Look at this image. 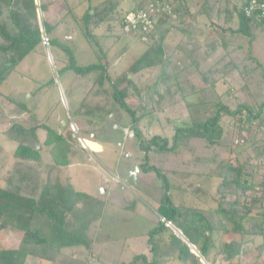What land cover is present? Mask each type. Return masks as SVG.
<instances>
[{"label":"trees","instance_id":"16d2710c","mask_svg":"<svg viewBox=\"0 0 264 264\" xmlns=\"http://www.w3.org/2000/svg\"><path fill=\"white\" fill-rule=\"evenodd\" d=\"M151 1L154 0H142L131 12L145 9ZM159 1H165L171 5L173 14L179 17L177 25L185 22L184 17L187 15L185 14L187 10L184 8L183 12L181 8L187 0ZM242 4L244 1L241 0H200L196 5L195 17H207L210 27L215 29L220 26L225 27L223 32L232 35L234 33L248 35L246 32L250 25L264 27V23H258L243 14ZM48 8L49 5L38 4L36 0H0V89L19 66L40 46L44 45L43 33L48 38L52 34L54 27L44 17L41 19L43 27L40 25L39 12L44 15ZM114 14V10L102 13L99 22L95 24L89 9L83 21L85 37L94 40L93 30L90 28L92 23L93 28L98 29L105 24L108 18L112 17L116 18L120 25V21L128 12L121 17H115ZM237 20L240 29L235 31L233 26ZM158 21L157 27H160L166 18ZM122 35H125L124 32L118 34L116 38ZM154 39L147 50L129 66L125 78L121 80L118 77L113 80L109 73L111 63L106 59L108 52L100 55L99 61L95 64L79 66L73 50L68 45L55 38H49V49L56 46L68 55V65L62 69L64 73L71 71L76 78L88 77L97 73L92 86L94 94L90 97L91 101L86 100L85 97L81 108L75 112L74 122L78 126L80 138L87 140L90 139V135H94V139H97L95 119L102 115L103 110L97 109L95 105L105 104V95L112 96L114 107L119 106L132 117L133 137L137 138L145 157L143 164L138 167L139 171L155 172L163 181V187L167 191L158 202L157 214L161 219L165 218L172 222L174 228L181 232L179 235L181 234L182 237L176 231H170L160 220V225L150 232L149 255L136 256L132 262L127 264H166L173 260L183 262V264L190 262L196 264L201 263V259L209 264H242L240 263L242 258L248 255L251 249L257 252L258 256H264V102L259 107L242 103L239 105V110H226L234 118L233 122L240 132V139L231 146L229 150L231 154L226 161L225 170L219 175L218 182L214 184L215 207H209V213L213 215V218L208 220L205 215L207 212L202 210L189 209L180 203L177 205V202L169 195L171 187L167 176L160 168L149 164V155L153 152H172L181 145L183 140L187 139L203 140L204 149L210 153H216L225 133L220 111L216 112L206 123H194L185 128H178L172 139L162 136L149 138L147 129L140 130L139 123L156 113L154 97L157 96L159 101L163 102L167 94L169 96L172 92H179L180 73L187 70L185 67L184 70L181 67H173L171 62L173 52L166 48L165 34H156ZM222 43L225 49L222 58L224 66L222 69H213L204 73L207 79L205 83L210 89L215 88L219 82L211 80L213 76L225 79L236 71L237 66L230 58L243 48L242 44H234L226 38ZM161 63H165L161 74V83L166 89L165 95L160 92L156 83L150 86L151 88L147 87L145 91L140 89L138 87L140 75ZM196 69H198L197 73H200V67ZM130 73L132 78L128 77ZM240 76L243 78L242 72ZM123 82H126L128 87L121 90L120 86ZM47 86H41L36 90L39 99H42L40 92ZM130 90L140 100L141 104L138 105L137 110H131L126 102ZM204 90L205 88L198 89L200 92ZM101 92H103V97L99 95ZM148 93L151 94L148 95ZM179 100H185L184 95L180 96ZM12 101L21 111L33 113V108L29 110L27 103L16 99ZM89 103H93V108L89 106ZM107 109H109L108 112L104 111L103 114L109 117L114 112L112 107ZM70 115L72 116L71 113ZM42 127L48 134L44 145L52 146L50 152L53 155L54 165H51L50 169L55 170L59 167L58 165H69L67 160H61L59 154L71 149V144H74L72 138L66 134L67 132L59 135L46 123ZM38 128L27 129L14 124L4 133L8 140L17 142L18 147L14 153L17 163L10 175L5 178L4 187L0 180V224L20 232L22 240L16 249L0 250V264H28L42 260L49 261L51 264H59L64 257L72 259L77 253L76 250L80 248L91 251L94 245V229L104 213L105 202L101 197L77 191L70 180L63 182L58 178L54 179L56 170L47 176L46 181L42 180V172L36 166L42 151L37 149L40 145L37 135ZM261 128L262 136L259 138L257 132ZM68 132L73 133L70 129ZM254 136H256L254 144L256 153L252 159L242 161L238 156H233L234 149L241 145V139L244 138L247 141L249 137ZM76 142H79L77 138ZM210 179H213V175ZM106 180L108 183L114 182L112 173ZM135 184L139 186L138 175ZM202 189L205 188L201 185L194 188L196 192ZM196 215H198L197 219ZM214 218L215 222H213ZM215 231L221 232L222 242L218 255L222 256V263L218 262L216 256L210 258L214 246L212 235ZM167 232L170 241L168 247L163 250L159 245L160 242L156 243L154 238L158 236L160 241L162 235ZM183 238L187 239L188 243ZM192 245L197 247L199 255L192 252ZM67 250L71 252L65 255ZM236 258H238L237 261ZM161 260L166 261L160 263Z\"/></svg>","mask_w":264,"mask_h":264},{"label":"rangeland","instance_id":"374dc122","mask_svg":"<svg viewBox=\"0 0 264 264\" xmlns=\"http://www.w3.org/2000/svg\"><path fill=\"white\" fill-rule=\"evenodd\" d=\"M112 1L116 4L120 0ZM133 1L138 0H122V3L118 7L124 10L131 9ZM199 1L187 0L186 3L189 8L193 9ZM36 2L38 4L49 5L44 15L39 12L41 27H43L41 19L44 17L54 27L50 35L51 39L55 38L61 43L68 45L73 50L79 66L95 64L99 61L100 55L108 52L106 59L110 63L111 61H117L118 67L116 68L123 71L116 69L115 72L119 71V75L125 78L129 66L155 40H149L144 43L138 36L126 35L125 33L120 38H116L118 34H122L123 32L122 22L124 19L118 25L117 19L112 17L108 18L105 24L98 29L93 28L92 23L90 28L93 30L94 40L87 39L83 33V17L85 13L90 8H95V6L102 8L105 4L107 7H110V0H65L61 3H48L49 1L47 0H36ZM184 8L185 6L182 5L181 10L183 12ZM131 11H128V13ZM65 13L67 15H64ZM101 15V12L95 14L93 19L95 24L99 22ZM121 16L119 14L115 17ZM184 18L187 25H177L179 17L176 16L175 19H166L164 24L157 29V35L166 34L165 45L169 44L172 46L176 41L179 42L184 39L183 43L186 42L184 33L179 31L176 33L175 31L177 28V30H186L185 28L192 24L193 21L190 22L189 17L187 18L186 16ZM167 28L168 30L166 31ZM219 28L221 29L219 31L221 35L224 33L222 31L225 27L220 26ZM237 28L238 20L233 26V29ZM247 28L248 32L246 33L248 35L240 34L234 36L235 34H227L225 37L234 44L243 45V48L230 58L233 64L237 66L236 71L232 72L230 77L225 78L231 81L224 84L221 81L222 78L215 75L211 80L221 82L217 89H210L205 83L207 81L206 77L201 76L196 85L190 82L187 86H190L191 91H196L199 88H205V90L199 91V94H192V97L185 100V102L184 100L175 99L179 101L175 105H173L174 101L171 100L168 94L166 100L163 102L159 101L157 96H155L154 105L156 114L142 121L145 129L148 131L147 137L162 136L172 139L178 128H185L194 123H206L216 112L220 111L221 123L225 129V134L222 144L216 153H210L204 149L205 142L203 140L187 139L183 140L181 145L172 152H153L149 155V164L160 168L167 176L171 187L169 195L177 202V205L180 203L186 206V208H194L202 210L205 213L207 212L205 215L208 220L213 218V215L209 213V207H215L213 199L215 192L214 184L219 180V173L221 174L224 171L225 161H227L231 154L229 150L234 144L235 138L233 126L230 127L234 118L226 110H239V105L242 103L259 107L264 102V27L250 25ZM219 32H217V29L213 30L210 28L208 31L209 40L213 38L220 43L222 37L218 36ZM44 35L45 33H43ZM208 37L207 35H203L201 37V44L207 45L210 42ZM223 52L220 46V52L215 55L213 62L207 65L205 64V60H203V54L198 53L200 65L203 66L202 69L206 72L207 70L222 69L224 62L220 58L224 54ZM172 58H175V56ZM68 60V55L60 48L52 46L49 49L47 46L42 45L19 66L1 87L0 166H6L11 162L10 172L13 171L17 163L15 161V164L12 166L14 161L12 159V151L14 156L18 144L17 142L8 140L4 133L12 125L18 124V122L27 124L26 119L30 121L33 119L34 121L32 122L36 125L35 127L43 129L45 128L42 126L46 123L51 128L63 129V134L67 132L66 134H69L75 145L82 144L80 141L76 142V138L79 140L81 136L78 126L74 122L76 117H74L73 98L76 95H85L86 100H90V97L94 94L91 91L96 77H92L94 74H91L88 77L81 76L76 78L71 71L64 73L62 69L68 65ZM163 68L164 63H161L149 69L143 75H140L138 81L139 88L145 91L147 87L153 86L156 83L160 92L165 94L166 89L161 83ZM240 72H242L243 78L240 76ZM194 74L196 75V73ZM131 75L130 73L128 77ZM227 84H234L233 88L238 89L235 96L232 95L231 89H229L230 93L222 94L224 90H227ZM45 85L48 86L40 92V95H42L40 98L42 99H39L36 90ZM126 85L128 86L127 83H124L120 86V89L126 87ZM110 91L112 92V90ZM150 94L148 93V95ZM12 99L27 103L29 110L34 106L33 113L23 112L25 114H20L19 112V115L15 114L16 110L18 111L20 108ZM110 101L112 104L114 103V99L111 96ZM34 102L35 104L32 106ZM126 102L131 110H137L138 105L141 104L138 96L132 90L129 91ZM182 102L186 105H194L195 103L197 106L194 108L191 106L186 107ZM89 106L93 108V103H89ZM115 107V109H112L114 113L109 115V117L103 114L104 111L108 112V109H102V115L95 119L97 126L95 132H98V141L103 146V153L91 155L92 161L90 162L82 160L80 167L77 168L79 182H87L90 188H84L80 183H77L76 188L84 192L93 191L95 195L100 196L105 202L104 213L93 232L94 245L91 251L86 248L76 250L79 264H127L132 262L136 256L149 255L148 241L150 232L160 225L161 217L157 214V206L159 200L167 192L163 187L164 183L155 172L144 173L139 171L137 174L139 176V186L132 179H128L129 174L133 172L134 168L143 164L145 157L140 149L137 138L130 134L127 135V132L130 133L128 129H131L132 117L119 106ZM69 129L73 132L72 134L68 132ZM2 134L3 137H1ZM253 138L255 139V136L251 137L252 140L249 139L247 143L255 144L256 141ZM243 140L246 141L244 138ZM44 143L43 140H39L40 145L37 147H39V150H42L45 159H50L52 153L49 148L51 147L44 146ZM91 147L98 148L95 143ZM249 151L253 154V150ZM126 155H129V157H126ZM233 156H237L236 153L233 152ZM215 161H218V163L214 164ZM208 166L212 168L215 174L213 176L214 180L207 177V174L211 171ZM214 167L217 168L215 169ZM216 170L219 172H215ZM111 173L118 180L117 182L111 181L110 183H106V179L110 178ZM7 176L6 172L2 174V178H6ZM199 185L205 189L196 192L194 188ZM101 189L106 190L104 194H102ZM195 218L197 219L198 215ZM215 221L216 219L214 218L213 222ZM168 229L173 232L177 230L176 228ZM6 230L2 232V235L4 232L9 235L12 229L8 228ZM14 232L16 233V231ZM15 233L10 235L11 237L9 236V238L13 239ZM167 234L168 232L164 233L160 241L158 236L154 238L156 243L157 241L160 242L159 245L163 250L168 247L170 241ZM177 234L179 235L178 232ZM16 239L18 240V238ZM212 239L214 246L212 247L210 258L212 259L216 256L218 262L222 263V256L218 255L222 242L221 232H213ZM3 241L2 237H0V250H3L2 248L5 247H11V244ZM12 243L15 244V242ZM191 250L196 255H199L197 247L196 249L195 247H191ZM244 258L248 257L244 256ZM244 258H242L243 262H245ZM237 259L235 260L237 261ZM166 260H161L160 263ZM166 264H183V262L173 260ZM189 264L192 263L190 262ZM196 264L209 263L201 259V263Z\"/></svg>","mask_w":264,"mask_h":264},{"label":"crops","instance_id":"0c3cea01","mask_svg":"<svg viewBox=\"0 0 264 264\" xmlns=\"http://www.w3.org/2000/svg\"><path fill=\"white\" fill-rule=\"evenodd\" d=\"M47 1H49L48 3H51V2H53V3H61V2H64L65 0H47ZM109 1V0H108ZM107 2V1H106ZM139 2H141V0H138V1H133V7L131 8V9H120L118 6H119V4L120 3H122V0H120L119 1V3H114V1H112V0H110V2H109V4H110V7H107V5H105L104 4V7H96L95 6V8H90V12L92 11V13H91V16H95V14L97 13V12H101V13H104V12H106V11H108V10H114L115 11V14H114V16H117L118 15V13L119 14H121V15H123L124 13H127L128 11H131L134 7H136V5L139 3ZM186 5H187V3H185L184 4V6H185V9L187 10V13H185V14H187L186 16H187V18L189 17V20H190V22H192V26L191 25H189V26H187L185 29L186 30H175L176 31V33H177V31H179V32H182V33H184V35H185V38H186V42L185 43H183V41L185 40H181V41H176V43H174L172 46L171 45H166V48L167 49H170L169 51H172L173 52V57L175 56V58H172V60H171V62H172V64H173V67L174 68H178V67H181V69L182 70H184V67L185 68H187V70H185L184 72H182V73H180V77H181V81H180V91L179 92H172V93H170V95H169V97L171 98V100H173L174 101V103H173V105H175V104H178V100H175V99H179L180 98V96H183L184 95V99L185 100H187L188 98H190V97H192L191 95L193 94H199V91L196 89V91H191V89H190V86H187V85H189L188 83H190V82H192V84L193 85H196V83H198L199 82V79L201 78V76H204L205 77V70H203L202 68H203V66H201L200 64H201V62L199 61V59H198V53H202L203 54V56H204V59L203 60H205V64L207 65V64H210L211 62H213V59L215 58V55L218 53V52H220V46L222 47V49H223V53L225 54V49H224V47H223V41H224V39H225V37H226V35L228 34V35H232V34H230V33H223V34H221L220 35V32L219 31H221V29L220 28H217V32H219L218 33V36L220 35V37H222V40H220V43L219 42H217V41H215L213 38L211 39V40H209V37H208V35H209V33H208V31L210 30V28H212V27H210V23H209V20L207 19V17H195L196 16V12H197V9H196V7L195 8H189V6L187 5V7H186ZM108 8H111V9H108ZM116 12H118V13H116ZM86 14V13H85ZM64 15H67V13H65ZM113 14H111V16H112ZM85 16V15H84ZM96 18V17H95ZM83 20H84V17H83ZM196 21V22H195ZM49 23V22H48ZM50 24V23H49ZM164 24V23H163ZM51 25V24H50ZM162 25V24H161ZM183 25H187V23L185 22V23H183ZM160 28V27H159ZM213 30H215V28H212ZM238 29H240V27H239V21H238V28L237 29H234L235 31L236 30H238ZM168 30V28L166 29V31ZM206 30H208L206 33H205V31ZM223 32V31H222ZM235 34V33H234ZM233 34V35H234ZM166 35V34H165ZM203 35H207V37H208V40L210 41L209 43H207V45L206 44H201V37L203 36ZM236 35H240V34H238V33H236L234 36H236ZM213 40V41H212ZM167 41H168V39H167ZM239 50H241V49H239ZM171 53V52H170ZM224 54L221 56V58L220 59H222L223 58V56H224ZM235 55V54H234ZM164 62V61H163ZM165 64V63H164ZM116 67H118V64H117V61L115 62V61H111V68H110V70H109V73H110V76H111V78L113 79V80H115L116 78H118V77H120V79L121 80H123L124 78L122 77V76H120L119 74V71L118 72H115L116 71ZM197 67H200V73L198 72L197 73V70L198 69H196ZM117 70H120V69H117ZM163 70H164V68H163ZM163 70H162V72L161 73H163ZM120 71H123V70H120ZM208 71V70H207ZM194 73H196V75L194 74ZM132 76V75H131ZM129 77V78H132V77ZM92 77H96L97 78V74H94ZM95 78V79H96ZM94 79V80H95ZM221 81H223L224 82V84L225 83H228L229 81H231V80H227V79H222ZM221 81H219L218 83H217V85H216V89L218 88V86H219V83L221 82ZM119 82V81H118ZM124 83H126V82H123V84ZM122 84V85H123ZM235 84V83H234ZM234 84L233 85H226L227 87V90H224L223 92H222V94H226V93H230L231 91V93H232V95L233 96H235L236 94V91L238 90V89H234L233 87H234ZM128 86L126 85V87H124V88H121V90H124V89H126ZM138 87H139V85H138ZM232 87V88H231ZM215 88H213V89H215ZM229 89H231V91H229ZM242 89H243V87H242ZM244 90V89H243ZM91 92H93V91H91ZM202 92V91H201ZM162 93V92H161ZM102 94H103V92H101L99 95L100 96H102ZM163 94V93H162ZM165 95V94H164ZM86 96L84 95V96H82V95H76L74 98H73V110L76 112L79 108H81V105H82V101H83V99L85 98ZM103 97V96H102ZM111 98H112V96H111ZM104 102H105V104H103V105H101V106H98V105H95L96 106V108L98 109H107V107H113V109H115L116 107H114V105L111 103V101H109L110 100V96L109 95H105L104 96ZM185 100H184V102H185ZM178 101V102H177ZM66 102V101H65ZM184 102H182L186 107H188V106H191V107H195V106H197L195 103H194V105L193 104H188V105H186ZM35 104V102L34 103H32V106ZM66 104H67V102H66ZM172 105V104H171ZM34 107V106H33ZM32 107V108H33ZM109 110V109H108ZM230 110V109H229ZM115 111H118V110H115ZM19 112H20V114L21 113H23V111H21L20 109H18V111L16 110V112H15V114H17V115H19ZM23 114H25V113H23ZM154 114H156V113H154ZM154 114H152V115H154ZM152 115H150V116H152ZM23 116V115H22ZM21 116V117H22ZM30 116V115H29ZM150 116H148V117H150ZM24 117V116H23ZM148 117H146V118H148ZM146 118H144V119H146ZM143 119V120H144ZM142 120V121H143ZM26 121H27V124H21V123H19L18 122V124L19 125H21V126H23V127H25V128H27V129H29V128H31V127H35L36 125H34V123L32 122V121H34L33 119L30 121V120H28V119H26ZM140 122L139 123V125H140V130L141 131H144V129H145V125H144V123L143 122ZM191 126V125H190ZM233 126V130H234V133H235V138H234V143H236V141L238 140V139H240V132H239V130H237L236 131V129H238L237 128V126L235 125V123L233 122L232 124H230V127H232ZM55 130H56V132L60 135V134H63V129L62 130H60V129H56V128H54ZM131 129H132V125H131ZM131 129H128L129 131H130V133L129 132H127V135L128 134H131V132H132V134H133V131L131 130ZM223 129H224V127H223ZM127 130V131H128ZM236 131V132H235ZM65 132V131H64ZM44 135H43V134ZM66 133V132H65ZM224 133H225V129H224ZM258 133V134H257ZM256 134H257V137H259V138H261V136H262V128L260 129V131L259 132H257ZM37 135H38V138H39V140L41 141V140H43L44 142L47 140V137H48V134H47V131L45 130V129H43V128H38V130H37ZM1 137H3V134L1 135ZM98 138L99 137H97V139H94V135H90V139H87L88 141H85L86 139H84V141H85V143H86V146L88 147H84L82 144V146L80 145V144H77V145H75V143L74 144H71V149H67L65 152H63V153H60L59 154V156L61 157V160H67V163L69 164V165H58L59 167H57V169H55V170H51L50 169V166L51 165H54L53 164V155H51V158L50 159H45L44 158V153H42V151H41V157H40V160H39V162L38 163H36V166L38 167V169H40V171L42 172L41 173V177H42V180H44V181H46V179H47V176H50V174L53 172V171H55V174H56V176L55 177H53L54 179H56V178H58V179H60V180H62L63 182L65 181V180H70L71 181V183H72V185H73V187L77 190V191H80V192H84V191H81L80 189L78 190L77 188H76V185H77V183H80L81 184V186H83L84 188H90L89 186H88V184H87V182H82V181H80L79 182V177H77V168L78 167H80V164H81V161L82 160H87L88 162H90V161H92V157H91V155H93V154H99V153H103V151H104V149H103V146H102V144L101 143H99V141H98ZM83 139V138H82ZM249 139L250 140H252L250 137H249ZM255 139H256V136H255ZM254 138H253V140H255ZM79 141H80V139H79ZM247 142H249V140H247V141H244L243 139H241V141H240V146L237 148V149H234V153H236V155L239 157V159L240 160H242V161H245L246 159H248V158H253L254 157V154L256 153L255 152V149H254V147H255V145L253 144V143H247ZM94 143L98 146V148H93V147H91V146H93L94 145ZM93 144V145H92ZM234 145V144H233ZM45 146V145H44ZM90 146V147H89ZM50 147H52V146H50ZM39 147H37V149H38ZM49 149H51V148H49ZM249 150H253V154H251L250 152L251 151H249ZM67 158V159H66ZM12 159L14 160L13 161V163H12V166L15 164V158H14V156H13V151H12ZM226 162V161H225ZM218 163V161H215L214 162V164H217ZM213 164V165H214ZM10 167H11V162H10V164H8V165H1L0 166V180H1V185L4 187V185H5V183H4V179L5 178H2V174H4L5 172L8 174V176L10 175ZM208 168L211 170V171H209V174H207V177H210L211 175H215L214 173H213V171H212V168L210 167V166H208ZM215 169L217 168V167H214ZM223 170H225V166H224V169ZM8 171H9V173H8ZM215 172H219V171H215ZM222 174V173H221ZM219 175H220V173H219ZM7 176V177H8ZM6 177V178H7ZM117 182V181H116ZM110 183V182H109ZM102 190H103V192H102ZM105 189H101V192H102V194H104L105 193ZM85 193H88V194H91V195H94V196H97V195H95L94 194V192L92 191V192H85ZM100 197V196H99ZM8 229V228H10V229H12L10 232H9V235H7L6 234V232H4V234L2 235V232L3 231H7L6 229ZM3 229V230H2ZM2 230V231H1ZM15 230H13V228H11V227H3L2 225H1V228H0V237H2V239L4 240L3 242H6L7 244H11V247H9V248H7V247H5V248H2L3 250H7V249H16L17 247H18V244L20 243V241L22 240V234L20 233V232H14ZM15 233V237H13V239L12 238H9V236L10 235H12V234H14ZM7 237V238H6ZM11 237V236H10ZM16 238H18V240L16 239ZM12 242H15V244L14 243H12ZM12 244H13V246H12ZM70 250H67V251H65V255H67V254H70ZM243 256V255H242ZM246 257H248V258H244L245 259V262H240V263H242V264H264V256H261V255H259L258 256V253L257 252H255V251H251L250 250V252L248 253V255H246ZM78 255H77V253H76V255L72 258V259H68V258H66V257H64L63 258V261H61L59 264H79V262H78ZM77 260V261H76ZM241 260V259H240ZM240 260H238V261H240ZM28 264H51L49 261H45V260H42V261H39V262H36V263H33V262H31V263H28Z\"/></svg>","mask_w":264,"mask_h":264},{"label":"built area","instance_id":"2783aa9c","mask_svg":"<svg viewBox=\"0 0 264 264\" xmlns=\"http://www.w3.org/2000/svg\"><path fill=\"white\" fill-rule=\"evenodd\" d=\"M241 11L246 17L253 18L258 23H264V0H245L244 4L241 6ZM175 17L176 14H173L172 7L169 3L154 0L151 1L145 9L126 14L123 18L122 30L125 34L138 36L140 40L145 43L149 40H154L157 29L159 28L157 27L159 19H175ZM43 44L48 48L50 46L49 38L46 35L43 36ZM130 135L133 136V134ZM83 140L84 139L80 138V142L86 147ZM126 157H129V155H126ZM112 180L117 181L118 179L112 174ZM106 182L108 183V180H106ZM161 222L164 223L167 228L174 229L172 222L169 220L162 218Z\"/></svg>","mask_w":264,"mask_h":264},{"label":"water","instance_id":"95a60500","mask_svg":"<svg viewBox=\"0 0 264 264\" xmlns=\"http://www.w3.org/2000/svg\"><path fill=\"white\" fill-rule=\"evenodd\" d=\"M138 172H139V168L138 167H135L134 170H133V172L129 174L128 179H132L135 182L137 180V174H138ZM102 192H103V190H102ZM176 232L181 233L179 230H176ZM183 240L188 243V240L187 239L183 238ZM192 247H195V246L192 245ZM195 249H196V247H195Z\"/></svg>","mask_w":264,"mask_h":264},{"label":"bare ground","instance_id":"6f19581e","mask_svg":"<svg viewBox=\"0 0 264 264\" xmlns=\"http://www.w3.org/2000/svg\"><path fill=\"white\" fill-rule=\"evenodd\" d=\"M86 141V140H85ZM85 141L83 140L84 145H86ZM173 229V228H172Z\"/></svg>","mask_w":264,"mask_h":264}]
</instances>
